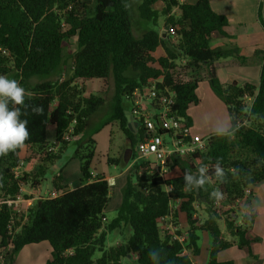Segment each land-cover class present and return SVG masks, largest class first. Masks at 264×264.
I'll list each match as a JSON object with an SVG mask.
<instances>
[{"label": "trees", "instance_id": "obj_1", "mask_svg": "<svg viewBox=\"0 0 264 264\" xmlns=\"http://www.w3.org/2000/svg\"><path fill=\"white\" fill-rule=\"evenodd\" d=\"M139 1V15L152 28L136 38L132 29V0H0V74L20 82L29 94L26 104L44 109L43 115H36L29 107L27 115L21 117L28 121L30 133L24 147L44 151L42 165L32 175L16 178L14 171L21 162V149L0 157L2 199H14L23 183H31L33 188L43 185L47 165L59 158L47 149L50 126L55 128V142L62 147L69 145L71 138L81 137L75 157L82 162L80 187L70 190L61 173L54 175L53 189L63 194L40 200L28 210L23 224L19 221L12 226L14 208L0 205L3 264H13L24 247L42 242H48L52 248V259L46 264H122L123 260L127 264H195L194 257L200 255L198 232H207L212 239L207 264H235L218 261V254L233 245L257 259L254 245L261 238L249 235L256 212L244 217L240 225L237 216L226 217L221 210L213 211L218 201L213 193L219 191L223 197L219 199L221 206L229 207L228 213L234 214L237 202L245 198L251 204L252 193L247 191L264 181V133L248 124L237 126L243 117L264 119V51L260 52L263 64L258 87L240 86L237 82L224 85L215 74L214 64L240 57L235 49L210 46L213 37H228L225 28L229 25L227 17L213 10V0H196L194 4L185 0ZM158 2L165 4L166 25L176 29L177 44L171 35L163 38L159 32V16L154 9ZM174 9L179 10V16L172 14ZM258 21L264 30L261 6ZM75 37L77 50L72 56L69 80L34 84L32 80L36 77H51L66 69L64 43ZM160 48L163 55L156 59ZM177 62L181 71L191 74L204 67L208 69L211 90L227 106L231 128L224 135L212 134L206 151L189 159L173 158L169 168L172 172L179 171L178 177L164 179L150 173L146 162L136 161L123 189L117 216L106 225L110 184L105 176H94L90 171L95 140L89 131V121L105 107L106 100L96 95L84 97L78 82L113 79L114 97L101 123L104 127L117 122L131 143L132 148L122 160H109L110 164L126 165L130 153L134 156L131 160L136 159L135 148L141 139L140 134L129 128L128 107L124 105L125 96L136 88L164 78L162 85L176 92V111L192 125L188 110L200 103L197 90L202 78L184 80L177 71ZM247 98L252 100L249 114L243 103ZM71 127L73 132L64 139ZM217 166L223 170V176L216 175ZM200 168L205 169L206 182L199 187L197 200L195 188L185 181L184 173L190 172L196 178L201 175ZM173 200L181 201L175 211ZM196 203L205 204L208 210V218L201 225L195 217ZM171 212L176 225L178 213L186 215L189 231L185 244L161 233L159 220ZM221 219L234 240L228 241L223 236ZM126 231L130 234L121 245L106 250L109 233L125 236ZM177 235L182 236L179 231ZM185 248L191 254H185ZM97 251L102 256L94 260ZM150 252L154 253L152 257Z\"/></svg>", "mask_w": 264, "mask_h": 264}, {"label": "rangeland", "instance_id": "obj_2", "mask_svg": "<svg viewBox=\"0 0 264 264\" xmlns=\"http://www.w3.org/2000/svg\"><path fill=\"white\" fill-rule=\"evenodd\" d=\"M92 4V2H90ZM141 4L139 0H132V10H133V19H132V29L134 36L136 38H140L145 31L151 29V24L145 20H143L138 11V7ZM157 7V9H155ZM154 9L158 12V22H159V32L162 34L163 29L167 26L166 20L167 16L164 14L165 4L163 2H158L154 5ZM176 10V11H175ZM172 14L177 16L179 11L174 9ZM162 30V31H161ZM163 36V35H162ZM174 44L178 43V37H174L173 40ZM65 46V54H66V69L64 71H60L54 76L51 77H36L32 80L35 83H41L45 81H60L64 82L69 80L72 68H73V59L72 56L77 50V38H71L66 40L64 43ZM163 55V50L160 48L158 52L155 54L156 59ZM177 64V71L181 72V77L184 80L190 79H198L202 78L199 82V88L197 90V95L200 99V103L197 105H191L190 110L188 112V116L192 120V130L195 134L199 135L203 138H209L212 134L218 133V131L224 130L226 133L231 128V119L229 116L227 106L221 101L216 95L214 97V93L211 90L209 79H205L204 77L207 76L205 69H201L196 74H191L189 71H181L179 67L181 64L179 62ZM184 64V63H183ZM83 89V96L89 97L90 95H96L104 98L106 100L105 107L89 121V131H92L93 138L95 140L94 145V158L91 162L90 171L91 173L96 176H105L109 177L110 183V199L108 205L105 210V221L104 223L107 225L112 222L113 219L117 216V212L121 206L122 199H123V189L127 182V178L130 172L127 170V166L120 164H110L109 160H116L122 158L125 155V152L130 149L129 142L125 134L120 130L119 124L117 122L111 123L107 126H102L101 119L105 118L110 111V107L112 104V100L114 97L115 85L112 78L107 81L102 80H93L88 81L83 84L81 81L78 82ZM246 110H249V107L252 104V100L245 99L243 101ZM57 105V102L54 103ZM124 105L129 108L128 103L125 101ZM247 124L250 126H254L262 130L264 133V119L259 118H250L247 120ZM81 137H73L70 140V144L66 147H62L55 142V130L53 127L48 128L47 132V149L54 153L55 156L59 155L58 159H55L52 164H48V171L45 175V181L42 185L43 192L47 190L51 191L53 189L52 180L53 176L61 173L63 182L69 188H76L80 184V180L82 178V162L79 158L75 157V153L78 149L77 141ZM55 150H53V149ZM37 148H25L21 149L22 158L25 160H31L34 158H38L40 166L42 163L40 162L41 158L44 157L43 153L38 151ZM133 153H130L128 159H130V163L132 162L131 158H133ZM32 167V166H30ZM39 169L37 171H39ZM24 174L32 175V171H25L23 168L21 170L20 177ZM180 175L179 171H173L169 174L167 179H172L178 177ZM23 189L32 190L33 187L31 183H23ZM42 192V193H43ZM44 194V193H43ZM23 197L25 199L29 198L27 193H23ZM220 201V200H218ZM221 202V201H220ZM36 204V203H35ZM34 204V205H35ZM180 202L174 201L172 202L173 210H177L178 205ZM33 205V206H34ZM246 199H242L237 202L236 207L234 208V214L228 213V209L213 206L214 210H221V214H227L226 217H233L237 216L239 220H244V217H249L247 214H244V210L247 208ZM25 208V207H24ZM195 211H196V218L199 221V225L204 223L208 218V210L205 204L196 203L195 204ZM181 213V212H179ZM178 213V221L177 226L179 229L180 234L187 235L189 231L186 215L182 214V219L184 223L180 221V214ZM24 214V213H23ZM182 224L187 225V228H183ZM163 227V226H162ZM161 227V233L163 236L168 234V231L165 230V227ZM178 232V230H177ZM129 231H126V235L123 236L118 232H112L108 234L107 243H106V250L121 245L124 240L127 239L129 236ZM203 245V244H202ZM102 256L100 251H97L94 255V260L99 259ZM127 260H123L122 264H127Z\"/></svg>", "mask_w": 264, "mask_h": 264}, {"label": "crops", "instance_id": "obj_3", "mask_svg": "<svg viewBox=\"0 0 264 264\" xmlns=\"http://www.w3.org/2000/svg\"><path fill=\"white\" fill-rule=\"evenodd\" d=\"M185 1L192 4L196 2V0ZM260 6L264 14V0L212 1L213 10L216 13L227 17L229 25L225 28L228 37H213L210 41L211 48L235 49L241 58H228L214 64L215 74L224 85L237 82L240 86L247 84L257 87L259 86L263 64L262 53L260 52L264 51V30L258 21ZM155 9H157V7H155ZM179 15L180 12L177 16ZM204 69L207 74L208 69L206 67H204ZM204 78L207 79V76ZM214 97H216L215 94ZM21 161L24 162L23 168L25 171H32V173H35L39 169L40 163L38 158L25 160L21 156ZM125 162L128 164L127 170L130 172V159H126ZM106 179L109 182L110 178L106 177ZM64 185L66 184L64 183ZM78 187H80V184ZM48 189L49 188L47 187L46 192H43L42 185L38 188H33L32 190L23 189L22 186L21 192L22 195L23 193H27L29 199L33 200L35 204L40 201V198L46 196ZM70 190H73V188H70ZM247 193H252V201L251 204H247L248 206L244 210V214L250 216L253 211L256 212V217L249 235L261 238V241L254 245V254L257 259L250 258L245 251L239 249L237 245H233L218 254L219 262L233 261L235 264H264V181L251 187ZM179 214L181 223H184L182 214ZM237 223L243 225L244 221L239 220ZM219 225L225 239L228 241L234 240L226 229L224 219L219 220ZM182 226L183 228H187V225L182 224ZM159 227L161 230L162 226L160 225ZM177 230L179 231L178 226ZM198 234L200 237V255L194 257V262L195 264H207L212 239L207 232H198ZM182 236L186 237V235ZM189 254L191 253L189 252ZM0 257H2L1 253ZM51 259L52 248L50 244L48 242H42L24 247L14 259L13 264H46L47 261ZM0 264H3V259H0Z\"/></svg>", "mask_w": 264, "mask_h": 264}, {"label": "built area", "instance_id": "obj_4", "mask_svg": "<svg viewBox=\"0 0 264 264\" xmlns=\"http://www.w3.org/2000/svg\"><path fill=\"white\" fill-rule=\"evenodd\" d=\"M168 35H171L173 40L176 37V29L170 27L167 31ZM163 81L164 78L151 80L147 85L136 88L132 93L126 95L125 101L129 105L128 112L132 117L129 127L135 134L141 136L135 148L136 159L132 160L131 167L136 161H144L148 164L150 173L158 174L167 179L172 172L169 165L173 158L189 159L197 153L206 151L210 137L203 138L193 132L192 125L181 117L175 109L176 92L172 88L163 86ZM246 114H249V110L246 111ZM248 119L249 117L239 119L237 126L247 125ZM72 132L73 127L64 135V139H68ZM57 144L60 145L59 142ZM23 166L24 162L21 161L15 169L16 178L20 177ZM171 190L170 187H166L168 193ZM0 194L2 195L1 191ZM62 194L63 192L55 189L48 190L46 196L40 200L55 199ZM1 195L0 205L12 206L15 210L14 218L11 221L12 226L19 221L23 224L27 219L28 210L34 205L33 200L25 199L22 192L14 199H2ZM174 201L181 203L180 200H173L172 202ZM215 206L222 207L219 201L215 202ZM222 208L229 210V207ZM160 225L165 227V230L173 236L174 240L185 244L186 237L177 235V225L173 212L161 218L159 220ZM184 253L189 254V251L185 248ZM0 259H3V256Z\"/></svg>", "mask_w": 264, "mask_h": 264}, {"label": "clouds", "instance_id": "obj_5", "mask_svg": "<svg viewBox=\"0 0 264 264\" xmlns=\"http://www.w3.org/2000/svg\"><path fill=\"white\" fill-rule=\"evenodd\" d=\"M29 94L26 89L21 86L16 79L9 78L6 75L0 74V157L7 156L10 153L22 149L26 142L30 139L28 131V121L21 119L23 115H27V109L31 107L32 113L43 115V106L26 104V97ZM24 109L25 111H22ZM218 135H224V130L218 131ZM201 175L194 178L190 172L184 173V179L189 184H193L194 188L203 187L205 177L204 168H200ZM216 175L223 176V170L217 166ZM217 199H222V194L219 191L213 193ZM153 252L149 253L152 257Z\"/></svg>", "mask_w": 264, "mask_h": 264}, {"label": "water", "instance_id": "obj_6", "mask_svg": "<svg viewBox=\"0 0 264 264\" xmlns=\"http://www.w3.org/2000/svg\"><path fill=\"white\" fill-rule=\"evenodd\" d=\"M169 28H170V26H166L164 29H163V33H162V35H163V38H167V31L169 30ZM126 115H127V119H128V121L131 123V121H132V117L130 116V112H127L126 113ZM194 178H195V176H193ZM194 186V185H193ZM195 192H196V194H197V200L198 199H200V189H199V187H196L195 188ZM201 202L202 203H206V199L205 198H201Z\"/></svg>", "mask_w": 264, "mask_h": 264}, {"label": "flooded vegetation", "instance_id": "obj_7", "mask_svg": "<svg viewBox=\"0 0 264 264\" xmlns=\"http://www.w3.org/2000/svg\"><path fill=\"white\" fill-rule=\"evenodd\" d=\"M129 147H130V149L132 148L131 143H129ZM126 152H127V151H126ZM126 152H125V155H126ZM125 155H124V156H125Z\"/></svg>", "mask_w": 264, "mask_h": 264}]
</instances>
